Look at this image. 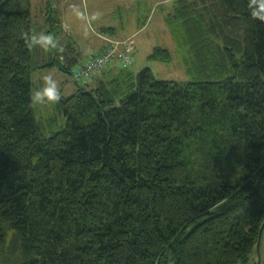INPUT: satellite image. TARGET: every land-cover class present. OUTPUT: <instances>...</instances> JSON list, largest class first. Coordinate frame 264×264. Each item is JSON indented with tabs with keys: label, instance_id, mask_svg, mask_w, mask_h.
<instances>
[{
	"label": "trees",
	"instance_id": "16d2710c",
	"mask_svg": "<svg viewBox=\"0 0 264 264\" xmlns=\"http://www.w3.org/2000/svg\"><path fill=\"white\" fill-rule=\"evenodd\" d=\"M163 4L185 80L119 59L75 77L112 42L83 59L52 3L44 32L63 52L34 67L21 38L34 32L32 0H0V264H253L264 223V23L247 0ZM163 44L147 59L171 64ZM35 68L74 81L55 111L30 103Z\"/></svg>",
	"mask_w": 264,
	"mask_h": 264
},
{
	"label": "rangeland",
	"instance_id": "374dc122",
	"mask_svg": "<svg viewBox=\"0 0 264 264\" xmlns=\"http://www.w3.org/2000/svg\"><path fill=\"white\" fill-rule=\"evenodd\" d=\"M171 1L172 0H51L52 4H57L59 11L62 12L63 10H67L68 12L66 11V14L69 19L76 24L78 32L75 34V43L81 48L84 56L88 55L87 49L92 48L89 46L92 45L90 43L91 39L96 36L94 31L98 30L103 24H111L115 25L117 29L120 30L121 36L117 38H110L109 36L103 37L106 42L114 41L113 45L117 48L118 52H120L123 47H126L128 52L134 53L136 60L132 59L128 64L132 71L139 72L145 67H151L158 79L185 80L188 75L186 74L181 60L176 55V43H174V40L163 26L165 23L163 12H165L164 8L166 6V4L163 3H169ZM152 4H154V10L149 21L146 22L147 5L150 7ZM45 6L46 0H32V16L35 22L34 33L45 31L44 17L42 15V10L46 8ZM140 7L142 8V15L146 13V19L144 20L146 24L138 27L136 12ZM123 10L124 12L122 13L124 18L122 20L121 11ZM154 40H158L162 43L167 42V44L163 45H167L175 53L174 60L171 64L147 59V54ZM47 54L48 52H44L39 47L34 48V67L43 64L44 60L48 57ZM113 62L114 61L111 63ZM48 73L54 74L55 78L60 83L61 90L65 91L64 95H68L67 93L70 85L66 83V85L63 84L62 77L60 76L62 73L59 74L55 70L35 68L32 78L36 86L39 87V85H42L40 77ZM69 79L70 81L72 80L71 78ZM48 108L51 111H55L54 105H48ZM259 256L260 259L262 257L264 259V234L263 238H261L259 250L253 255V264L259 260Z\"/></svg>",
	"mask_w": 264,
	"mask_h": 264
},
{
	"label": "clouds",
	"instance_id": "9594fccd",
	"mask_svg": "<svg viewBox=\"0 0 264 264\" xmlns=\"http://www.w3.org/2000/svg\"><path fill=\"white\" fill-rule=\"evenodd\" d=\"M247 8L253 20L264 23V0H247ZM21 38L28 50L39 47L44 52L53 50L63 52V47L51 33H34L26 31L21 34ZM40 79L42 85L30 93L31 105H55L59 103L62 99V90L54 74H43Z\"/></svg>",
	"mask_w": 264,
	"mask_h": 264
},
{
	"label": "built area",
	"instance_id": "2783aa9c",
	"mask_svg": "<svg viewBox=\"0 0 264 264\" xmlns=\"http://www.w3.org/2000/svg\"><path fill=\"white\" fill-rule=\"evenodd\" d=\"M112 44L102 53L94 55L92 58L88 59L81 67H78L75 70V77L79 78H88L93 76L95 73L106 68L109 63L115 59L122 60L125 64H129L132 61V56L130 52L121 49L120 52L117 51V48L113 45L114 41H111Z\"/></svg>",
	"mask_w": 264,
	"mask_h": 264
},
{
	"label": "crops",
	"instance_id": "0c3cea01",
	"mask_svg": "<svg viewBox=\"0 0 264 264\" xmlns=\"http://www.w3.org/2000/svg\"><path fill=\"white\" fill-rule=\"evenodd\" d=\"M48 3H52L51 2V0H46V8L45 9H43L42 10V15H43V17H44V24H45V13H46V9H47V6H48ZM52 6L55 8V10L56 11H58L59 12V14H60V18H61V20H62V26L63 27H65V30L67 31V33L68 34H70V35H75L77 32H78V29L76 28V24L73 22V21H71L70 19H69V17H68V15L66 14L68 11L67 10H63L62 12L61 11H59V9H58V7H57V4L55 3V4H52ZM45 10V11H44ZM153 10H154V8H153ZM67 11V12H66ZM64 18H65V20H64ZM109 25H111V24H103V25H101L100 27H99V29L98 30H95L94 32H95V34H96V36H95V38H93V39H91V44L92 45H90L89 47H92L91 49H87V52H88V55H82L83 56V59H86V58H88L91 54H93V53H95V52H98V51H100L105 45H106V40H105V38L103 37V36H109L110 38L111 37H113V38H115V36H113V35H110V34H108V33H103L102 31H101V29L102 28H105V27H107V26H109ZM46 27L47 26H44V29H46ZM74 27V28H73ZM118 36L120 37L121 35H120V31H119V33H118ZM83 52V51H82ZM85 61V60H84ZM83 61V62H84ZM57 73H59L60 74V72L58 71V70H55ZM60 76L62 77V83H66V84H69L70 85V88H68V92H70V91H72L74 88H75V86H74V81H70V80H68V78H66L63 74H60ZM65 84V85H66Z\"/></svg>",
	"mask_w": 264,
	"mask_h": 264
},
{
	"label": "water",
	"instance_id": "95a60500",
	"mask_svg": "<svg viewBox=\"0 0 264 264\" xmlns=\"http://www.w3.org/2000/svg\"><path fill=\"white\" fill-rule=\"evenodd\" d=\"M263 229H264V223H263V225H262V227H261V230H260V238H259L258 248L260 247V244H261V235H262V233H263Z\"/></svg>",
	"mask_w": 264,
	"mask_h": 264
},
{
	"label": "bare ground",
	"instance_id": "6f19581e",
	"mask_svg": "<svg viewBox=\"0 0 264 264\" xmlns=\"http://www.w3.org/2000/svg\"><path fill=\"white\" fill-rule=\"evenodd\" d=\"M84 62H86V61H84ZM84 62H82V63H84ZM77 69V68H76ZM74 74H75V72H74ZM88 80H91L92 79V77H88L87 78Z\"/></svg>",
	"mask_w": 264,
	"mask_h": 264
}]
</instances>
